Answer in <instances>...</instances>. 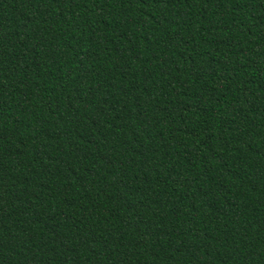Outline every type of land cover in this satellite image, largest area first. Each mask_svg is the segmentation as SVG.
<instances>
[{
	"label": "trees",
	"instance_id": "16d2710c",
	"mask_svg": "<svg viewBox=\"0 0 264 264\" xmlns=\"http://www.w3.org/2000/svg\"><path fill=\"white\" fill-rule=\"evenodd\" d=\"M0 264H264V0H0Z\"/></svg>",
	"mask_w": 264,
	"mask_h": 264
}]
</instances>
